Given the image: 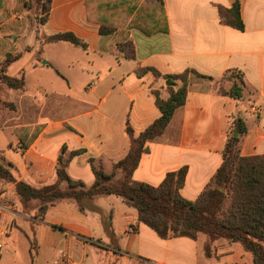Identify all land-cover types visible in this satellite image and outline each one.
<instances>
[{
	"label": "crops",
	"instance_id": "obj_1",
	"mask_svg": "<svg viewBox=\"0 0 264 264\" xmlns=\"http://www.w3.org/2000/svg\"><path fill=\"white\" fill-rule=\"evenodd\" d=\"M26 1L6 0L0 10V28L13 20L23 31L25 19L30 20L31 41L24 51L45 42L40 37L58 32H72L85 47L56 41L60 46L52 66L44 56L11 75L23 76L22 89L0 83V98L14 104L13 110L0 112V137L6 129L12 133V139H0V151L13 164L16 180L34 188L53 184L59 155L66 158L81 150L68 160L66 170L90 186L94 175L89 160L100 161L109 172L129 149L126 128L137 135L159 116L153 90L167 98L164 76L187 69L212 80L190 77L198 84H189L184 104L163 133L146 143L148 150L132 178L158 185L167 172L186 166L179 192L196 199L220 166L237 117L247 129L240 137V154H264V0H162L165 31L147 35L126 29L133 57L116 49L114 34L100 33V24L88 18L86 0H51L43 24L31 18ZM235 1L242 30L222 23L218 13V6L228 8ZM4 39L0 36V66L7 54H19L17 60L23 55L8 49ZM145 67L159 75L141 71ZM228 69L243 75L241 98L222 95L215 86ZM19 126L38 128L25 149L14 132ZM82 203L84 211L74 200L61 199L40 215L36 205L22 206L14 183L0 180V227L7 228L0 236V264H253L252 254L239 242L216 240L207 256L204 235L196 240L160 238L119 195H95ZM60 252L68 259L59 261Z\"/></svg>",
	"mask_w": 264,
	"mask_h": 264
},
{
	"label": "trees",
	"instance_id": "obj_2",
	"mask_svg": "<svg viewBox=\"0 0 264 264\" xmlns=\"http://www.w3.org/2000/svg\"><path fill=\"white\" fill-rule=\"evenodd\" d=\"M27 0L25 5L29 4ZM44 13L39 18L43 24L47 20L51 0H36ZM88 18L100 24V33L114 34L113 44L125 57H133L134 50L126 40V29L137 28L150 35L166 30V20L162 0H86ZM6 0H0V10L5 9ZM220 21L234 28L243 29L238 1L231 7L218 6ZM42 41H68L85 47L83 41L72 32H58L40 37ZM19 54H7L0 66V83L8 87L22 89L23 76H11L6 68ZM141 71L159 73L151 67ZM190 77L212 80L192 69L180 74L165 75L168 97H160L153 90L159 116L137 135L130 127L126 128L129 137V149L126 155L112 164L109 172L103 170L100 161L89 160L94 180L90 186L82 181L72 179L67 173L68 160L81 150L70 151L64 158L57 160L55 183L34 188L16 180L13 164L6 160L0 151V180L14 183V191L20 202L37 200V210L42 215L48 206L61 199H71L77 203L80 211L82 203L95 195L115 194L137 210L139 222L150 227L160 238L186 236L196 240L205 236L203 251L210 255L216 240L239 242L252 254L253 264H264V154L243 156L240 154V137L247 129L241 118L233 120V125L226 137L221 151L222 161L209 182L194 200L184 198L179 190L183 186L187 167L166 173L158 185L136 181L132 173L137 167L141 155L148 150L146 143L160 136L169 123L174 111L184 104ZM176 81L180 82L178 87ZM223 82L228 85L223 86ZM218 92L231 98H241L245 86L243 75L239 70L228 69L220 80L215 81ZM14 109L12 102L0 100V107ZM38 128L19 126L14 129L21 149L27 148L33 141ZM236 131L237 135L232 133ZM120 171V177L117 172ZM65 183V188L61 186ZM22 204V203H21ZM23 206V205H22Z\"/></svg>",
	"mask_w": 264,
	"mask_h": 264
},
{
	"label": "rangeland",
	"instance_id": "obj_3",
	"mask_svg": "<svg viewBox=\"0 0 264 264\" xmlns=\"http://www.w3.org/2000/svg\"><path fill=\"white\" fill-rule=\"evenodd\" d=\"M27 9L29 10V14L31 16V18H35V23L39 24V18H42L44 13L41 11L40 8V4L36 2V0H31L29 1V4H27ZM39 17V18H37ZM28 20V21H27ZM26 22V27L23 29V31L20 30V27L17 24V21H7L1 28H0V36L2 38H5L4 40L6 41V46H9L8 49H12L13 51H19L22 52V57L15 61L12 64V67H10L8 69V74L10 75H18L20 72H23L24 69H27V65L30 62H39V58L42 57V59H44V56H48L51 60H49L48 65L52 66V60L56 57V53L58 52V47L60 45H57L56 41L53 42H38L37 44L34 45H30L29 48L24 51L23 47L25 45V43H28L31 41L29 35V31L31 29V23L29 19H25ZM30 24H29V23ZM29 30V31H28ZM38 40V39H37ZM12 47V48H11ZM61 49V48H60ZM80 50V49H79ZM82 52V51H79ZM77 57V56H75ZM41 59V60H42ZM199 82L197 79H193L190 84H195ZM198 84V83H197ZM228 82H223V86H227ZM1 95H3L1 93ZM0 100L3 101L2 98H0ZM11 109H9L8 107L5 106H1L0 107V112H6V111H10ZM6 117V115H4ZM233 134V133H232ZM2 137L4 138H9L12 139V133L10 129H6L5 131H3L2 133ZM0 137V139L2 138ZM1 141V140H0ZM112 168V166H111ZM111 170V169H110ZM120 175V171L117 172V177L119 178ZM22 205L24 207H32L37 205V201L36 203L33 202H21ZM204 252V251H203Z\"/></svg>",
	"mask_w": 264,
	"mask_h": 264
},
{
	"label": "built area",
	"instance_id": "obj_4",
	"mask_svg": "<svg viewBox=\"0 0 264 264\" xmlns=\"http://www.w3.org/2000/svg\"><path fill=\"white\" fill-rule=\"evenodd\" d=\"M11 206H12V207H15V206H16V203H12ZM6 233H7V228H6V227H0V236H1V235H4V234H6ZM2 246H3V243H2V241L0 240V248H1ZM66 259H68L67 253H65V252H60V256H59L58 260L60 261V260H66Z\"/></svg>",
	"mask_w": 264,
	"mask_h": 264
},
{
	"label": "water",
	"instance_id": "obj_5",
	"mask_svg": "<svg viewBox=\"0 0 264 264\" xmlns=\"http://www.w3.org/2000/svg\"><path fill=\"white\" fill-rule=\"evenodd\" d=\"M233 135H234V136H236V135H237V132H236V131H234V132H233Z\"/></svg>",
	"mask_w": 264,
	"mask_h": 264
}]
</instances>
